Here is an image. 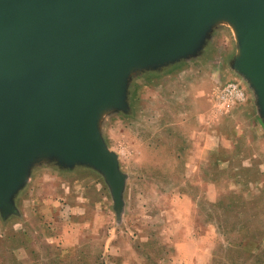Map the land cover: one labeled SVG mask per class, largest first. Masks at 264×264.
I'll use <instances>...</instances> for the list:
<instances>
[{
	"label": "rangeland",
	"instance_id": "obj_1",
	"mask_svg": "<svg viewBox=\"0 0 264 264\" xmlns=\"http://www.w3.org/2000/svg\"><path fill=\"white\" fill-rule=\"evenodd\" d=\"M238 55L218 22L197 54L135 72L134 107L99 125L121 208L96 169L38 160L0 213V264H264V117Z\"/></svg>",
	"mask_w": 264,
	"mask_h": 264
},
{
	"label": "water",
	"instance_id": "obj_2",
	"mask_svg": "<svg viewBox=\"0 0 264 264\" xmlns=\"http://www.w3.org/2000/svg\"><path fill=\"white\" fill-rule=\"evenodd\" d=\"M230 24L264 117V0H0V213L41 159L99 171L122 206L125 176L100 132L128 82L197 54Z\"/></svg>",
	"mask_w": 264,
	"mask_h": 264
},
{
	"label": "trees",
	"instance_id": "obj_3",
	"mask_svg": "<svg viewBox=\"0 0 264 264\" xmlns=\"http://www.w3.org/2000/svg\"><path fill=\"white\" fill-rule=\"evenodd\" d=\"M171 67L175 68V67H177V64L173 65ZM160 74H161V72H152V71H150V72H147L144 76L145 77H156L157 75L159 76ZM128 100H129V105H131V107H134V105H135L134 92H133L132 88L128 92Z\"/></svg>",
	"mask_w": 264,
	"mask_h": 264
},
{
	"label": "crops",
	"instance_id": "obj_4",
	"mask_svg": "<svg viewBox=\"0 0 264 264\" xmlns=\"http://www.w3.org/2000/svg\"><path fill=\"white\" fill-rule=\"evenodd\" d=\"M107 147H108V146H107ZM108 149H109L111 152L115 153L113 150H111V148L108 147ZM115 154H116V153H115ZM116 155H117V154H116ZM117 158H118V157H117Z\"/></svg>",
	"mask_w": 264,
	"mask_h": 264
}]
</instances>
